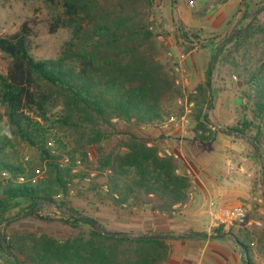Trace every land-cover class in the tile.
<instances>
[{
    "label": "trees",
    "instance_id": "obj_1",
    "mask_svg": "<svg viewBox=\"0 0 264 264\" xmlns=\"http://www.w3.org/2000/svg\"><path fill=\"white\" fill-rule=\"evenodd\" d=\"M45 1L59 4L62 17L56 22L71 30L61 56L35 60L29 53V30L25 23L18 31L0 36V52L9 59L6 74H0V105L9 134L5 135L0 127V214L13 201L25 204L26 211L38 205H55L76 226L63 240L18 232L6 239L1 234L0 250L6 253L2 240L14 256L9 255L13 264H165L168 246L164 239L108 235L157 233L109 231L100 222L83 216L73 205L83 201L95 207L110 204L121 211L119 218L146 210L170 218L178 212L175 205H183L189 199L192 180L183 163L164 153L142 131L162 122L161 104L175 94L173 76L159 59L163 45L150 27L153 0ZM217 1L224 4L228 0ZM191 16L200 19L203 15L196 12ZM263 27L254 16L228 43H233L231 47L226 44L217 54L214 50L210 59L211 71L220 72L217 66L221 64L226 67L228 77L238 82L237 88L243 89L254 112L262 115L263 49L256 61H250L247 54L249 50L255 51L259 43L264 45ZM186 34L181 33L189 40ZM56 106L61 107L60 115L49 119V109ZM193 117L196 130L209 129L201 110ZM115 124L136 129L117 145L103 147V141L122 134ZM249 126L245 123L241 128L226 131L247 137ZM51 130L71 136L74 144L71 155L68 154L69 165H61L62 153L48 147ZM11 139L34 148L39 167L27 168L18 162L8 151ZM196 139L207 141L202 135ZM88 147L95 149L94 162L88 159ZM78 157L84 164L81 168L75 164ZM3 173L8 177L2 179ZM83 218L95 221L105 234ZM65 220L59 222L66 224ZM212 233L226 234L221 228ZM243 250L250 264L246 247Z\"/></svg>",
    "mask_w": 264,
    "mask_h": 264
},
{
    "label": "rangeland",
    "instance_id": "obj_2",
    "mask_svg": "<svg viewBox=\"0 0 264 264\" xmlns=\"http://www.w3.org/2000/svg\"><path fill=\"white\" fill-rule=\"evenodd\" d=\"M228 1V4L224 6V4L218 3L217 0H153L149 17V22L152 23L150 27L158 34L156 36L158 43L163 45L159 59L173 76L175 90V94L166 97L161 104L162 122L169 117L179 119L181 116H185L187 123L184 126L179 124L178 126L169 125L167 127L171 130L184 131V135L180 133L178 136L172 137V140L165 139L166 136L155 138L152 136V138L149 135L153 133L150 134V132L145 131V127L142 131L161 149L167 147L170 152L172 148L170 143L178 144L182 141L196 144L193 147L199 152L200 145H203V149H208V145L216 137H229L235 146L230 154L235 155L237 160L243 164L241 165L243 170L240 171L243 173L244 179L247 180L245 183L249 187V195L245 202L252 207L250 217H253L256 222L260 220L263 223L261 229H250L244 235H254L250 236L251 241L256 242L257 240V242L264 243V115L254 112L253 105L245 96L243 89L237 88L238 82L234 77L232 79L228 77V70L222 64L217 66L220 72H217V70L211 71L208 84L210 59L212 54L215 53L214 50H216L217 44L224 37L228 38L233 35L232 39L226 44L230 43L236 34L251 22L254 16H256L257 22L264 26V8H262L264 0ZM196 12L202 13L203 16L200 19L191 16L192 13ZM61 13L62 9L59 4H51L45 0H0V36L18 31L21 25L25 23L29 30L28 48L30 55L35 60L56 59L61 56L64 44L71 37V30L56 22L59 16L62 17ZM216 26H218L217 30H215ZM181 31L187 33L189 40L184 39ZM200 44L204 47L201 48ZM232 44H228V46L231 47ZM261 49H263L262 57L264 59V45L259 43L255 51L253 49L248 51L247 57L249 60L256 61L259 59ZM8 66L9 59L0 52V74L5 75ZM209 98L211 101L207 104ZM206 106H208L207 119L217 125L219 130L241 128L245 123H248L251 125L246 129L248 136L237 134L240 138H235L223 134L217 129L209 127V125H207L209 129L203 132L196 130L193 115L201 110L203 116ZM60 111V106L52 107L49 109L47 116L49 119H55L60 115ZM158 125H152L153 129H157ZM0 127L5 135H9L4 117V108L1 105ZM115 128L122 134L113 135L107 141H103V147L111 148L117 145L119 141L127 137L129 132L136 129L133 126L118 124H115ZM199 135L204 136L207 141H198L196 137ZM49 137L50 144H48V147L62 153L63 158L60 164L63 166L69 165L71 158L68 154L71 155L74 144L71 136L57 130H51ZM8 151L27 168L39 167L40 160L37 151L21 141L11 139ZM87 154L88 159L94 162L96 159L94 147H88ZM180 161L183 163L181 159ZM75 164L77 168L84 166L79 157ZM41 165L45 166L43 162ZM183 165L186 168L185 163ZM239 168L240 164L237 170ZM43 170L45 171V167ZM7 177L4 173L1 175L2 179ZM56 199L59 200L60 195H57ZM73 205L83 216L100 222L109 231H127L128 225L113 221L127 216L123 215L119 218L118 213H121V211L110 204L95 207L92 203L83 201L73 202ZM25 209L26 206L22 202L13 201L7 205L3 214H0V217L6 219L4 221L0 219V235L2 234L6 239H9L16 232L19 234L31 233L36 236L45 234L63 240L71 234L73 229L71 227L76 226L71 225V219L67 215L64 216L55 205H38L29 211ZM258 211H262V214H259ZM69 215L71 216V212H69ZM62 218L63 220L66 219V224L59 222ZM163 218L167 217L164 215ZM188 230H191V228L173 229V231H166L165 235L168 236L169 233L180 234ZM158 232L162 231H151L150 233ZM164 241L167 243V240ZM3 243L5 244V242ZM261 247L264 250V246ZM250 254L252 257L255 256L252 251ZM262 263H264V260H262ZM0 264H13L8 253L1 250Z\"/></svg>",
    "mask_w": 264,
    "mask_h": 264
},
{
    "label": "crops",
    "instance_id": "obj_3",
    "mask_svg": "<svg viewBox=\"0 0 264 264\" xmlns=\"http://www.w3.org/2000/svg\"><path fill=\"white\" fill-rule=\"evenodd\" d=\"M228 2L224 3V6ZM227 15L229 16L228 12ZM218 26L215 27V30ZM144 130L150 134L153 133L149 135L150 137L166 136L165 139L169 140L180 133L184 135V131L168 129L162 126V123L158 125L157 129H153L151 125L145 127ZM170 144L171 152L167 147H163V151L180 158L185 163L186 170L192 180V190L188 202L177 208V214L170 218H163L164 215L149 213L146 210L141 213L135 212L131 217L113 221L128 225L127 231L133 233L162 231L158 232L157 235L167 236L165 235L166 231L189 227L191 230L188 231L208 232L207 234L215 235L212 233L215 227L210 222L209 203L215 202L224 206H233L246 203L245 200L249 195V187L245 183L247 180L244 179V175L240 171L243 170L241 167L243 164L237 160L235 155L230 154L235 146L229 137H216L208 145V149H203V145H200L199 152L193 147L196 144L182 141L178 144ZM173 146H175L174 149ZM239 164L240 168L237 170ZM251 211L248 215L247 226L232 230L238 238L233 234H227L226 231H224L226 234H221L225 235L221 238H202L195 235L184 236L182 233H169L164 239L167 240L168 246V258L165 264H242L240 261L241 248L238 243L243 246V249L246 247L250 264H264L262 263L264 250L261 247L264 246V243L257 242V240L256 242L251 241V235H244L250 229H261L263 225L262 221L256 222L253 217H250ZM258 212L262 214V211ZM251 251L255 253V256H251Z\"/></svg>",
    "mask_w": 264,
    "mask_h": 264
},
{
    "label": "built area",
    "instance_id": "obj_4",
    "mask_svg": "<svg viewBox=\"0 0 264 264\" xmlns=\"http://www.w3.org/2000/svg\"><path fill=\"white\" fill-rule=\"evenodd\" d=\"M186 123L187 119L185 116H181L179 119H176L175 117H169L164 122H162V126H178L179 124L184 126ZM164 153L168 154L167 151H164ZM183 205L177 204L175 205V208H180ZM250 211L251 206L250 204L246 203H240L233 206H224L215 202L209 203L211 225L215 228H221L226 232L246 227L248 224V215ZM256 226H259V224H256Z\"/></svg>",
    "mask_w": 264,
    "mask_h": 264
},
{
    "label": "water",
    "instance_id": "obj_5",
    "mask_svg": "<svg viewBox=\"0 0 264 264\" xmlns=\"http://www.w3.org/2000/svg\"><path fill=\"white\" fill-rule=\"evenodd\" d=\"M264 8V6L262 7ZM255 14V13H254ZM233 35L224 39L217 47L216 49V54L220 51V49L228 42L232 39ZM211 65L212 63L209 64V68H208V84L210 82V76H211ZM208 90H209V96H210V87L208 85ZM210 98L207 100V104L210 103ZM207 109H208V106H206L205 108V112L203 114V121L204 123H206L207 125H209V127L213 128V129H217L219 130V127L213 123H211L208 119H207ZM223 134H226V135H229V136H232V137H235V138H240L239 135L237 134H234V133H230L226 130H220ZM263 182H264V177H263ZM84 219V218H83ZM86 221H88L89 223H91L92 225L95 226V228L101 233V234H105L103 232V230L98 226V224L95 222V221H92V220H89V219H84ZM108 235L110 236H115V237H124V238H129V239H137V238H145V239H165L167 238V236H164V235H149V236H136V235H129V234H119V233H108ZM195 236H199V237H202V238H221V237H224L225 235H212V234H207V233H200V232H196L194 234ZM171 237V236H170ZM2 245L5 247V250L6 252L8 253V255H10L11 257L14 258L13 254L10 252V250L8 248H6L5 244L3 243V241H1ZM239 247L241 248V251H240V261L242 264H247V261L245 259V252L243 250V246L241 244H239Z\"/></svg>",
    "mask_w": 264,
    "mask_h": 264
}]
</instances>
